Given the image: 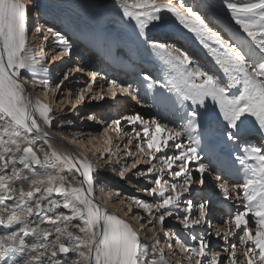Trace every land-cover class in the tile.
I'll return each instance as SVG.
<instances>
[{"label": "snow or ice", "instance_id": "1", "mask_svg": "<svg viewBox=\"0 0 264 264\" xmlns=\"http://www.w3.org/2000/svg\"><path fill=\"white\" fill-rule=\"evenodd\" d=\"M113 3L122 10V20L131 24L137 44L157 55L166 69L165 80L146 74L143 82L150 90L159 87L154 106L170 113L179 124L159 115L146 121L139 112L111 120L95 114L84 118L114 126L117 132L127 123V144L135 141V149L147 158L143 162L152 164L132 173L135 177L147 175L152 187L144 191L156 197L153 202L135 201L150 217H138L143 221L141 229L148 238L147 232L156 230L152 224L155 219L168 241L156 236L150 238L151 244L145 243L132 224L94 202V186L102 191L105 186L86 158L64 157L55 151L43 152L41 157L37 154L41 149L34 150L37 141L49 143L44 126H52L55 118L49 106L30 99L22 82L27 79L26 72H37L39 61L27 40L43 30L42 9L38 0H0V230H7L0 234V264H168L162 243L174 254L178 245L187 264H264V146L251 141L248 127L254 122L264 136V0H227L232 22L228 34L215 26L211 0H195L193 4L186 0ZM34 11L37 19L32 21ZM162 13L170 14L198 38L212 59L214 71L162 39L169 23ZM54 39L60 47L52 60L70 56L72 44L60 30ZM41 71L50 75L47 67ZM82 71L78 66L62 71L57 87L63 90L72 82L73 74ZM88 75L82 90L74 94L76 104L103 101L106 94L115 101L117 88L141 103L138 87L107 77H102L107 83L100 84L97 73ZM214 138L236 149L230 159L214 151L215 146L208 143ZM206 146L213 152L217 167L230 172L233 162L238 165L240 174L245 175L243 182L230 181L224 173L210 170L203 159ZM113 155L109 149L102 159L121 178L131 181L125 173L136 169L141 160L130 165L124 162L118 168L121 158L113 160ZM125 155L131 157L133 153L129 150ZM153 161L161 166L157 168ZM64 169H74L78 176L71 180L82 178V186H71L69 178L61 174ZM207 176H214V187L223 201L239 202L230 205L235 211L221 217L215 229L216 238L224 241L223 256L220 248L212 246L211 200L194 187H207ZM25 181L29 182L28 190L22 186ZM168 218L178 221L187 240L177 236L175 243L171 242ZM45 223L51 227H41ZM224 224L228 231L221 234ZM238 249H242L243 260L237 255Z\"/></svg>", "mask_w": 264, "mask_h": 264}, {"label": "rangeland", "instance_id": "2", "mask_svg": "<svg viewBox=\"0 0 264 264\" xmlns=\"http://www.w3.org/2000/svg\"><path fill=\"white\" fill-rule=\"evenodd\" d=\"M25 2L27 3V1ZM158 2L167 3L169 2V0H158ZM171 2L175 3L176 0H173ZM186 2L189 4L195 3L193 2V0H186ZM226 2L227 0H211V3L213 5L212 15L215 16L214 24L225 34H228L232 22L230 21V14L225 6ZM245 2H247V0H242L241 2H235V3H245ZM38 3L41 5V9H42L41 19H40L41 27L42 24L48 23L46 22V20L49 16L55 17L56 14L58 13V11L54 9V7L66 6V9L68 8V10H72V11L77 10L85 15L91 14L90 17L92 21H99L101 17L106 18L109 16H115L113 20H111L110 22L107 23L104 22V24L100 23V25L98 26V30L101 32L111 31L112 28L115 30L113 32H118L120 34L118 38L121 39L122 42L115 43L114 48L112 50L113 54L110 56L112 57L111 59L106 58V56L103 57L100 54L97 55L92 54L91 51H88V49L85 52H83L82 50L83 48H81V45H74V46L72 45L71 55L64 56L66 58L65 61L64 59L62 61H57L59 56H57L56 60L53 61L52 57L56 56L55 52L57 51L55 50V47L57 44H55V42L53 44V39L51 38V35L47 36L46 29L42 27L43 29L42 32L32 33L29 36V39L31 40V38L37 33L36 38H40L42 44L38 42L39 41L38 39L37 41L39 43L38 51H36L38 53L34 52V54H36L35 57L36 56L38 57L42 51H45L48 48V50L46 51L47 52L46 57H43L44 60L41 63L43 64V67L49 68L50 72L54 71L57 74H59V75L56 74V76L54 77L47 76V78L51 82L49 89L47 88L48 85L44 83V86H46L44 87V92H46L44 97L48 96L51 99L52 104L50 108L52 109L55 117L52 122L51 128L57 135L60 136L62 135V138L67 141L71 136L76 135L74 138H77L76 139L77 146L74 144V142L71 143L73 144V146L75 145L74 147H76V151L78 152L79 149L83 150L82 146L79 145L80 141L84 143L85 148L88 149V151L86 152L84 151L83 153L84 157L93 165L94 173L102 177L103 182L106 183L105 188L107 189L108 194L104 196L103 202L101 200L100 201L102 202V204H104V206L107 209H110V211L112 212L114 210V215L118 216L121 219H124L125 221H128L130 219V216L132 215H133L132 216L133 219L137 218L138 216L144 217V220L149 219L150 217L145 212V210L142 207L138 206V204L135 201L139 199V200L153 202L156 199V197L149 196L144 191V189L152 187V185L149 183L147 175L141 177H135L132 176V173L137 170L148 169L149 167H152V164L143 162V160L147 158L142 157L141 153H139V151L135 149V143H136L135 141H133L132 144L130 145L127 144V141L130 138L128 135H126V133L129 132V127L127 123L125 122L124 127L119 132H117L114 126L108 127L103 122H98L97 120H87L84 117H86L89 114H95L96 116H99L104 120H111L126 114L139 112L144 116V119L146 121H150L151 119L159 115L161 119H166L169 122L176 123L177 126L179 122L176 121L175 117L172 116L170 113L164 112L162 109H159L158 107L154 106L153 98L156 94L153 92L152 89L150 90V92L154 93L153 96L152 94L150 95V93H148L149 95L147 96L146 91L144 92V90H141L138 86L139 99L141 100V103L139 104L137 102L135 103L136 100L133 98L131 99V96L130 98L127 95H125L126 97L122 96L119 91H117V99L115 101L111 98L110 94H106L105 100L103 101L86 100L84 103L81 104L75 103L74 94L82 90L84 81L90 79L88 73L91 72H95L98 74L97 80L100 84L107 83V80L102 79V77L115 78L118 81L120 80L123 84H127L126 82L131 78L125 76V74L128 71H125L126 73H124L123 72L124 69L126 67L130 68L132 65H136L137 63L139 64L140 62L144 64L147 63L152 64L151 61L147 59L150 58V56L148 55L149 56L148 57L144 53L140 52L141 46H139L136 43V41H134L135 36L133 33V28L132 26H130L131 24L128 21L124 20L127 26V27L125 26V28H122L120 25H117L118 20L116 19L117 18L122 19V10L118 9L114 5L113 0H38ZM181 10L184 11V9ZM58 15L61 16L62 14L58 13ZM36 19H37V14L34 11L32 13V21H35ZM85 20L87 21V19ZM172 21L173 22L170 21L168 25L163 29V32L166 33V35L162 36V39L169 40L171 42V45H177L178 47L181 46L180 47L181 49L185 50L188 54L193 56L197 61H199L201 65L205 67H209L210 70H213L214 68L212 67V59L207 54V50L204 49L201 46V44L198 42V38H196L193 33H190L186 29H184L183 26L179 24V22L175 20ZM112 34L115 35V33ZM171 34H173V37L170 36L167 37L168 35ZM176 35L186 36L185 39L187 38L186 39L187 41L180 43V40L175 37ZM44 37H47V39H45ZM69 39H71L70 42L74 40V38L71 37H69ZM106 42H109V40H106ZM195 43L197 44V46ZM33 51H35L34 48ZM105 51L107 52V50ZM114 60L116 61L118 60V62L121 61L120 63L123 64L125 68L121 67L120 65L112 63V61ZM44 61H48V63H45ZM77 66L82 68L83 71L80 73H74L73 74L74 78L72 82L66 83L63 90L61 88H58L57 83L61 79L62 71H67L69 68H74ZM152 67L153 69L151 71L145 69L146 71L144 70L143 72H140L138 74L142 75V78L146 74H151L154 78L156 79L158 78L157 80L160 79L161 81H163L164 77L167 78L166 69H165L166 74H164L163 77L162 75L159 74V70H157L154 65ZM24 75L25 77L26 76L30 77L33 76L34 74H29L26 72ZM166 78H164V80ZM41 82L42 81H40V83ZM69 89H71V92H69ZM156 89L160 90L158 86ZM44 104L47 106L49 105V103L47 104V102L46 103L44 102ZM105 128H107L106 131ZM256 134L250 133V138L255 136L256 137L255 143L263 146L264 136H262L260 133H258V135ZM185 143H187V140L185 141ZM208 143L215 146L214 151L221 153L222 158H228L231 156L233 151H236V149H234L232 146L228 145L227 143L223 142L222 140L220 142H217V139L214 138ZM97 146L98 148H96ZM107 146L109 147L106 149ZM206 147H205L206 156L205 155L203 156L204 162L209 164V161L210 163L212 161L213 163L217 164L216 160H215L216 162L213 161L215 159L213 155H210L213 157V159L212 157H209L210 151ZM109 149H111L112 152L114 153L113 160H115L116 157L121 158V163L117 165L118 168H122L124 162H127L130 165L133 162V160L136 159L141 160V163L137 165L136 169H132L130 172L125 173L126 177L128 176L132 177L131 181H129L126 178H121L120 175L117 172L113 171L110 167H108L107 162L104 159H102L103 156L107 155ZM129 150H131L133 153L131 157L125 155V153ZM145 150H147L146 146H145ZM96 158L98 159L96 160ZM101 163H104V165L101 166ZM152 163H154L157 166V168L161 166L159 161H153ZM107 169L110 170L109 171L110 173L107 172L106 176H104L103 170L107 171ZM153 172L154 173L156 172V168H153ZM166 174H167V169H165V176ZM206 179H207V187L203 189L200 188V185H194V187H196L198 190H201L203 192V195L211 200L213 207V213L211 216V220L213 224V228L211 229L213 232V235L211 237L212 246L213 249L220 248L223 256L226 255L223 253L224 241L216 238L215 223L219 217L221 218L222 216L223 217L226 216L225 215L226 210L227 212L235 211V209L230 207V205L238 204L239 202L233 199L232 201H229L230 205H225L223 202L220 201L222 200V197L218 194L219 190L214 187L216 183L210 182L212 178H210L209 176H207ZM98 188H99L98 186H94V190L96 192L95 194L96 198H99ZM197 199H199V197H197ZM218 210L220 212L222 211L223 214L217 212ZM194 212L196 213V215H198V209H194ZM134 213L137 215H134ZM153 213L154 215H158V213H155L154 209H153ZM141 223H143V221H141ZM252 223L253 225L255 224L254 219ZM152 224L155 225L157 229L156 234L152 236V238L159 236L163 241L167 242L168 237L165 236L163 231H160V227L155 219H152ZM166 226L167 229L172 234L174 233L172 235L173 239L171 240V242L175 243L177 236H179L181 239L184 240L188 239L187 236L184 235V230L182 229V227L180 226L177 220L168 218L166 220ZM151 227L152 225H149V228ZM139 231L141 232V234L144 233V231L141 228ZM220 231L221 234L228 231V225L224 224L220 228ZM152 232L153 231H148L147 236L150 237L149 234H151ZM254 234H255V228L253 227V235ZM229 239L235 240V237H230ZM150 241L149 244L152 243V239H150ZM236 242L238 243V241ZM161 247L164 248L165 244L162 243ZM165 248L166 250L168 249L167 247ZM166 250L164 251V254H166L167 256H169V254L171 255L173 254V252L171 253L169 249L167 251ZM175 253L176 254L169 256L170 259L173 258L174 260L172 264H177L178 259H181L180 264H187L186 256L180 250L178 245H176ZM237 255L240 257L241 260H243L242 249H238Z\"/></svg>", "mask_w": 264, "mask_h": 264}, {"label": "bare ground", "instance_id": "3", "mask_svg": "<svg viewBox=\"0 0 264 264\" xmlns=\"http://www.w3.org/2000/svg\"><path fill=\"white\" fill-rule=\"evenodd\" d=\"M25 1H27V0H24V2ZM171 1H173V0H171ZM242 0H233V2H241ZM193 2H195L194 0H193ZM54 9L56 10V11H58V13L59 14H62L61 16H59L58 15V13L56 14V16L55 17H52V16H49L48 18H47V20H46V22H48V23H44V24H42V27L44 28V29H46L47 30V36H49V35H51V38L53 39V44H54V42H55V44H57L56 45V47H55V50L57 51L58 49H59V45H58V43L55 41V39H54V33L57 31V30H60L61 31V33L66 37V39H69V37H71V38H74V40L73 41H71V44L74 46V45H81V48H83L82 50H83V52H85L87 49H88V51H91V53L92 54H100L101 56H103V57H105L106 56V58H109V59H111L112 57H110L113 53H112V50H113V48H114V45H115V43L116 42H122V40L121 39H119L118 37H119V33L118 32H113V31H115L114 29H112L111 28V31H103V32H101V31H99L98 30V26L100 25V23H103L104 24V22H110L111 20H113V18L115 17V16H109V17H106V18H100L99 19V21H92L91 20V14H83V13H81L80 11H77V10H74V11H72V10H68V8L66 9V6H62V7H54ZM70 9V8H69ZM182 11V10H181ZM61 12V13H60ZM164 16H165V18L166 19H168L169 20V22L171 21V22H173L172 20H175V18H173V17H171L170 16V14H167V13H162ZM85 17H87V18H85ZM59 18V19H58ZM85 19H87V21L85 20ZM116 20H118L117 21V25H120L122 28H125V26H126V24H125V22H124V20H122L121 18H117ZM92 21V22H91ZM176 21V20H175ZM174 21V22H175ZM231 21V20H230ZM115 22V21H114ZM113 22V23H114ZM178 22V21H177ZM47 24V25H46ZM111 25H113V24H111ZM110 25V26H111ZM116 25V24H115ZM119 26V27H120ZM131 26V25H130ZM115 27H117V26H115ZM127 27V26H126ZM51 29V30H50ZM128 29V28H127ZM229 30V29H228ZM124 31H125V29H124ZM129 31H131V30H129ZM38 33V32H37ZM37 33L31 38V40L29 39V37H28V40H27V43H28V45H30V47H31V50L33 51V48L35 49V51H33V52H36V51H38V42H40L41 43V41H40V38H36V35H37ZM112 33H115V35H113ZM130 34H132V33H130ZM173 37V34H171V35H168L167 37ZM177 39H179L180 40V43L182 42H185V41H187L186 39H185V37L186 36H182V35H176L175 36ZM38 39H39V41H38ZM43 39V38H42ZM171 39V38H170ZM71 39H69V41H70ZM106 40H109V42H106ZM38 41V42H37ZM134 41H136V39L134 40ZM43 42V41H42ZM137 43V42H136ZM42 44V43H41ZM196 44V43H195ZM194 44V45H195ZM45 45V44H44ZM135 45V44H134ZM48 46V45H47ZM140 46V45H139ZM196 46H197V44H196ZM181 46H179V48H180ZM45 48V47H44ZM78 48V47H77ZM42 49H43V47H42ZM72 49V48H71ZM141 49V50H140ZM140 52H142V53H144L145 55H149L150 56V58H147L148 60H150L151 61V63L152 64H149V63H147V64H144V63H137L136 65H132L130 68H125V66L123 65V64H121L120 62H118V60L116 61V60H114V61H112V63H114V64H117V65H120L121 67H123V68H125L124 69V73H126L125 71H128L126 74H125V76H127V77H129V78H131L130 80H128L126 83L127 84H132L133 85V83H134V85L135 84H139L138 86H140L139 88L141 89V90H144V92L146 91V95L148 96L149 94L148 93H150V95L152 94V96H153V94L155 93H157L159 90L158 89H156L157 87H155V88H153L152 90H153V92L154 93H151L150 92V89H148L147 88V86H146V84L143 82V78H142V75H139L138 73H140V72H143L145 69H147V70H152L153 69V65L155 66V68L157 69V70H159V74L160 75H164V74H166V72H165V68H164V66L162 65V63L160 62V58L157 56V55H155V54H151V53H149L147 50H145V48L143 47V46H141L140 47ZM181 49V48H180ZM201 49V48H200ZM47 50H48V48H47ZM47 50H45V51H42L41 52V54L36 58L35 57V59L37 60V61H39V63L37 64V72H36V74H34L33 76H30V77H28V76H26L27 77V79H23V83H24V85H25V87H26V94L30 97V99L33 101V102H35V101H39V102H41V103H43L44 104V102L46 103L47 102V104L49 103V107H51V104H52V102H51V99L48 97V96H45L44 97V95H45V93L46 92H44V87H46V86H44V81H45V79H47V81H48V84H46V85H48L47 86V88L49 89V87H50V85H51V82H50V80L47 78V76H45V74L41 71V68H43V64L41 63V62H43V57H46V51ZM54 50V49H53ZM105 50H107V52L105 51ZM109 50V51H108ZM52 51V50H51ZM205 51V50H204ZM36 53H38V52H36ZM56 53V52H55ZM52 54V53H51ZM36 55V54H35ZM86 56V55H85ZM148 56V57H149ZM145 58V57H144ZM64 59V61L66 60V58L64 57V56H59L58 57V59H57V61H62ZM146 59V58H145ZM56 60V59H55ZM210 60V59H209ZM148 62V61H147ZM208 62V61H207ZM45 65V64H44ZM47 65V64H46ZM54 70V69H53ZM214 70V69H213ZM146 71V70H145ZM56 72H54V71H51L50 72V75H48L49 77H54V76H56ZM57 75H59V74H57ZM167 76V75H166ZM164 77V76H163ZM162 77V78H163ZM164 78H166V77H164ZM164 78H163V80H164ZM158 79V78H157ZM122 80V79H121ZM160 80V79H159ZM32 81H34V83L32 82ZM40 81H42L41 83H40ZM120 81V80H119ZM161 81V80H160ZM121 82V81H120ZM43 83V84H42ZM50 83V84H49ZM122 83V82H121ZM32 89V90H31ZM116 91H119V89H116ZM149 91V92H148ZM52 92V91H51ZM120 92V91H119ZM121 93V92H120ZM121 95L122 96H125V94H123V93H121ZM126 97V96H125ZM146 97V96H145ZM129 98H130V96H129ZM131 99H132V97H131ZM154 99V98H153ZM135 103H136V101H135ZM122 105V104H121ZM122 108V107H121ZM125 108H126V106H125ZM211 108H212V106L211 105H209V111H211ZM151 109V108H150ZM154 110V109H153ZM155 113V112H154ZM41 123H42V121H41ZM45 127V131L48 133V137H49V143L48 144H45L44 142H43V140H40V141H37L36 142V144L34 145V150H36V149H41V151H38L37 152V154L38 155H40L41 157L43 156V152H49V153H51L52 151H55L58 155H61V156H64V157H72V158H75V159H78V160H82V159H85V157H84V151L86 152V151H88V149H86L85 148V145H84V143L83 142H81L80 141V143H79V145L80 146H82V148H83V150H81V149H79V152L78 151H76V147H74L75 145L77 146V144H76V139L77 138H74L76 135H73V136H71L70 138H69V140L67 141V140H64L63 138H62V135L60 136V135H57L54 131H53V129L51 128V126H44ZM248 127H249V133H253V134H256V135H258V133L259 132H257V128H256V125H255V123L254 122H251L250 121V123H249V125H248ZM61 134H63V133H61ZM75 134V133H74ZM254 137V138H253ZM252 138H251V141L252 142H254L255 143V141H256V137L255 136H253ZM72 138H74V139H72ZM74 142V146H73V144L72 143ZM209 142V141H208ZM257 142H258V140H257ZM213 143V142H212ZM264 144V143H263ZM106 145V144H105ZM260 145V144H259ZM264 146V145H263ZM109 146H107L106 147V149L108 148ZM96 148H98V146L96 147ZM207 148V147H206ZM221 149H222V147H221ZM234 152V151H233ZM232 153V152H231ZM208 154V153H207ZM210 155H213V152L212 151H210L209 152V157H212V156H210ZM206 156V155H205ZM229 159L231 158V156L230 157H228ZM227 158V159H228ZM98 158H96V160H97ZM212 159H213V157H212ZM216 159H214L213 161L214 162H216L215 161ZM213 162L211 161V163H210V161H209V164H212ZM217 163V162H216ZM104 165V163H101V166H103ZM232 169H238V171H239V166L238 165H235L234 164V162H233V167H232ZM37 171H40L39 169H37ZM50 171H52L51 169H50ZM104 171V173H103V175L104 176H106V174H107V172H109L110 170L109 169H107V171L106 170H103ZM110 173V172H109ZM61 174L62 175H65L66 177H68L69 178V182L71 183V186H73V187H77V188H79V187H81L82 186V184L80 183V181L82 180V178H78L77 180H71V177L73 176V175H76V176H78V174L75 172V170L74 169H72L71 171H69L68 169H64L62 172H61ZM230 172H228V174L226 175V178L228 179V180H230L231 181V176H230ZM109 180H110V178H109ZM239 180V179H238ZM210 182H212V183H214L213 182V179H211V181ZM239 182H241L240 180H239ZM17 183H19V182H17ZM104 183V186L106 185V183L105 182H103ZM22 186L25 188V190H28L29 189V182H27V181H25V182H23L22 183ZM99 187V186H98ZM208 189V188H207ZM98 191H99V198H96L95 197V194H96V192H95V190L93 191V199H94V202L96 203V204H99L100 205V207L101 208H103V209H105V210H107L109 213H111V214H114V210H113V212L112 211H110V209H107L105 206H104V204H102V202L104 201V196L106 195V194H108L107 193V189L105 188L103 191L101 190V188L99 187L98 188ZM102 202H101V201ZM221 202H223L225 205H230L229 204V201H223V200H220ZM228 208V207H227ZM226 209V208H225ZM229 209H231V208H229ZM66 211V210H65ZM217 212H219L220 214H223V212L221 211H217ZM227 213H229V211L227 212V210H226V214ZM225 214V215H226ZM133 216V215H132ZM132 216H130V219L127 221V222H129L130 224H132L138 231L140 230V228H141V220H139L138 219V217H142V216H138L137 218H135V219H133V217ZM220 216V215H219ZM223 217V216H222ZM224 218H226V216L224 217ZM219 220H220V217L218 218V220H216V227L218 226V223L217 222H219ZM77 223H79V221H77ZM41 227H51V225H49V224H47V223H45V224H43V225H41ZM149 227V226H148ZM143 230V229H142ZM5 231H7V230H0V234H4V232ZM156 231H157V229L154 231V232H152L151 234H149L150 235V237H148V238H146L145 237V235H144V233L143 234H141V239H143L144 240V238H145V243H149V241H150V238H152V236H154L155 234H156ZM174 234V233H173ZM147 235H148V233H147ZM175 237V236H174ZM27 240H28V242L29 243H31V242H33L32 241V238L31 237H27L26 238ZM173 239V238H172ZM151 242V241H150ZM190 242V241H189ZM160 246H162V244L160 245ZM166 247V246H165ZM164 247V249L166 250V248ZM164 250V251H165ZM168 250V249H167ZM166 250V251H167ZM170 251V250H169ZM171 253H172V251H171ZM176 254V253H175ZM171 254H169V256H170ZM172 255H174V253L172 254ZM171 255V256H172ZM169 256H167L166 254H165V258L167 259V261H168V264H172V262L174 261L173 260V258H169ZM176 259H178V258H176ZM172 260V261H171ZM180 262H181V259H178ZM183 263V262H182Z\"/></svg>", "mask_w": 264, "mask_h": 264}]
</instances>
